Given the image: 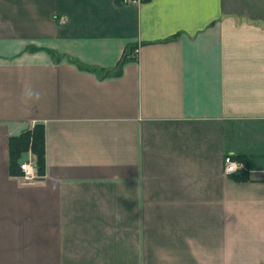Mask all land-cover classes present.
I'll return each mask as SVG.
<instances>
[{"label": "crops", "instance_id": "crops-1", "mask_svg": "<svg viewBox=\"0 0 264 264\" xmlns=\"http://www.w3.org/2000/svg\"><path fill=\"white\" fill-rule=\"evenodd\" d=\"M0 264H264V0H0Z\"/></svg>", "mask_w": 264, "mask_h": 264}, {"label": "trees", "instance_id": "trees-1", "mask_svg": "<svg viewBox=\"0 0 264 264\" xmlns=\"http://www.w3.org/2000/svg\"><path fill=\"white\" fill-rule=\"evenodd\" d=\"M117 1L122 2V0ZM135 47L136 46L133 45H128L125 47L115 69H104L101 67L89 66H85L84 68L91 70L98 75H107L112 73L119 74L122 64L125 61L136 57L137 54H134ZM79 66L81 65L79 64ZM26 150H30L32 152L37 164L38 172L40 174L43 173L45 166V145L44 129L42 123H35L31 127L21 131L18 135H14L9 138V167L13 174L20 173L17 159L21 153ZM230 176L238 180H245L249 178L248 173L243 169L235 171L234 173L230 174Z\"/></svg>", "mask_w": 264, "mask_h": 264}, {"label": "built area", "instance_id": "built-area-1", "mask_svg": "<svg viewBox=\"0 0 264 264\" xmlns=\"http://www.w3.org/2000/svg\"><path fill=\"white\" fill-rule=\"evenodd\" d=\"M123 2H138L139 0H122ZM134 54H137V48H134ZM20 173L18 175L25 181H33L41 176L38 172L37 164L34 157H27L18 162ZM241 164L235 160L231 155H225L223 158V171L225 174L230 175L237 171Z\"/></svg>", "mask_w": 264, "mask_h": 264}]
</instances>
